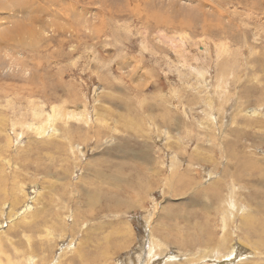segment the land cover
<instances>
[{
	"label": "rangeland",
	"instance_id": "rangeland-1",
	"mask_svg": "<svg viewBox=\"0 0 264 264\" xmlns=\"http://www.w3.org/2000/svg\"><path fill=\"white\" fill-rule=\"evenodd\" d=\"M259 218L264 0H0V264H264Z\"/></svg>",
	"mask_w": 264,
	"mask_h": 264
},
{
	"label": "bare ground",
	"instance_id": "bare-ground-1",
	"mask_svg": "<svg viewBox=\"0 0 264 264\" xmlns=\"http://www.w3.org/2000/svg\"><path fill=\"white\" fill-rule=\"evenodd\" d=\"M239 3V2H238ZM40 19V18H39ZM32 20H34V19H32ZM35 21V20H34ZM32 22V21H31ZM19 29H17V31H18ZM32 31H34V30H32ZM20 32V31H19ZM22 32V31H21ZM29 32H31V30L29 29ZM23 33V32H22ZM36 33V32H35ZM13 34H16V32H14ZM24 34H27L26 32H24ZM24 34H23V36H24ZM36 34H33V36H35ZM32 36V37H33ZM20 37H22V36H20ZM18 38V37H17ZM29 38V37H28ZM34 38V37H33ZM20 39V38H19ZM23 39H24V37H23ZM50 120H52L51 118H50ZM100 133V132H99ZM98 134V133H97ZM121 147H124L123 145L121 146ZM121 147H119V148H121ZM127 147V146H126ZM128 148V147H127ZM123 150V149H122ZM121 150V151H122ZM129 150H132V149H128L127 150V152H126V149L124 150L126 153H128L129 152ZM123 152V151H122ZM130 153V156H132V157H134L135 159H136V161H139V162H141V163H144L145 164V160L143 159V157H142V155L140 154V151H130L129 152ZM151 156V155H150ZM151 159V158H150ZM151 164H149V166H150ZM99 172H100V170H99ZM95 176L94 177H96L97 176V173H95L94 174ZM100 176H103V174H100ZM97 178V177H96ZM106 178L107 179H109V180H112V181H118L119 180V178L117 179V178H115L114 176H106ZM105 179V178H104ZM111 182V181H110ZM120 182V181H119ZM118 183V182H117ZM112 184V183H111ZM121 184V183H120ZM113 185V184H112ZM115 185H117L116 183H115ZM118 205V204H117ZM108 206V205H107ZM110 206H112V205H110ZM114 206H116L115 204H114ZM128 206V205H127ZM107 209V208H106ZM109 209V208H108ZM101 210V209H100ZM111 211V210H110ZM261 218V217H260ZM258 219L256 222H254V223H252V222H248L247 221V232H246V234H244L245 236H246V238H244L246 241H243L242 240V238H241V240L243 241V243L245 242V244H251L252 245V240H250L249 239V236H250V233H252L253 235H256L255 237H258L259 238V240L257 241V243L258 244H260V245H264V219ZM249 220V219H248ZM250 221V220H249ZM204 231V230H203ZM207 232V231H206ZM212 233V232H211ZM211 237V236H210ZM214 237V236H213ZM202 239H204V238H202ZM209 239V238H208ZM211 240V239H210ZM203 242H205V240L203 241ZM207 242V241H206ZM152 247L150 248V252L149 253H151L152 252V254L153 255H155V251L154 250H152ZM108 251H109V247H108ZM149 251V250H148ZM98 252V251H97ZM101 252V251H100ZM99 254V253H98ZM97 257H99V258H101V260H107V257H108V252L106 251V250H103L102 252H101V254H99L98 256H96L95 257V259L97 258ZM149 257V256H148ZM148 259V258H147ZM146 259V260H147ZM152 259V258H151ZM151 261V260H150ZM149 261V262H150ZM94 262V263H93ZM90 264H95V260H93V261H91L90 262ZM148 264V263H147Z\"/></svg>",
	"mask_w": 264,
	"mask_h": 264
}]
</instances>
